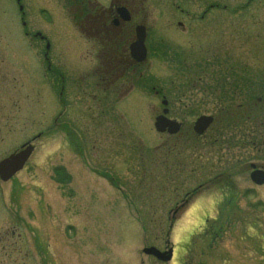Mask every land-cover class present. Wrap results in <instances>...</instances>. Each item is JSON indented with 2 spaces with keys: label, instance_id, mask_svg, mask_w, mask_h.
Masks as SVG:
<instances>
[{
  "label": "rangeland",
  "instance_id": "obj_1",
  "mask_svg": "<svg viewBox=\"0 0 264 264\" xmlns=\"http://www.w3.org/2000/svg\"><path fill=\"white\" fill-rule=\"evenodd\" d=\"M91 1L100 19L112 2L131 8L130 44L147 28L148 60L117 93L98 85L106 47L75 26L73 0H21L24 16L0 0V162L39 137L25 169L0 180V264H164L143 250L171 245L166 264H264V186L250 180L264 168V105L216 145L192 130L248 100L222 95L215 75L264 99V0ZM204 50L207 79L188 90ZM174 53L189 55L186 71ZM165 108L184 124L176 137L155 130ZM164 146L180 156L161 159Z\"/></svg>",
  "mask_w": 264,
  "mask_h": 264
},
{
  "label": "flooded vegetation",
  "instance_id": "obj_2",
  "mask_svg": "<svg viewBox=\"0 0 264 264\" xmlns=\"http://www.w3.org/2000/svg\"><path fill=\"white\" fill-rule=\"evenodd\" d=\"M15 2L16 5H18V9L19 12L21 13L22 16H24V8L23 11L20 10V6H21V0H13ZM70 2H72V0H69ZM112 2V0H111ZM69 5H71L70 8H75V17H74V23L75 26L77 27V11L79 12V23L83 25V29H85L84 25L86 24V26H92L91 27V31H93L92 34V38L95 42H101L102 45L105 44L106 47V59H104V63L103 66H101V71H97V73L99 72V79L100 81L98 82L101 85H105L106 89L111 91L114 90L115 93H117L120 90H123L125 88V86L127 84H130L128 77H130V71L131 73L135 74L138 70L139 67H141V64H137L135 61L132 60L131 55H130V51H129V41L131 40L130 37L128 36V29H127V24L124 23L120 17L117 18L116 12H115V8H111L113 7V2L111 3V7H110V11H109V16L108 18H102L100 19V21L94 20L96 19L94 17L93 12H95L97 10V5H93V2L91 0H83L80 1L78 6H77V0H73L72 3H67ZM126 6H122L124 8H126L130 14L132 13L131 8L125 4ZM218 7V5H217ZM93 9V12L91 11V9ZM210 8H207V11H209ZM206 12L203 13L202 15V19H205L206 16ZM132 15V14H131ZM117 21H114L113 20ZM111 20H113L111 22ZM92 23H89V22ZM111 22V23H109ZM114 22V23H113ZM23 26L26 27L25 23L22 22ZM180 26H183L182 24H179ZM39 33H36L35 37L39 38L41 41H46L47 40H42V38L44 36H38ZM135 39V37H134ZM134 41V40H133ZM200 51H193V54L195 55L194 58H197L198 62H196L197 64L194 66H190L187 67V74H188V82L186 83L187 89L189 90L190 87H194L197 88L199 87V85L203 84L204 80L207 79L206 77V66H205V62H204V56L206 55L205 50L204 52H202V57L199 55ZM192 55V54H191ZM190 57L188 55L187 57V63H189L190 61ZM99 61H101V58L99 57ZM190 64V63H189ZM189 66V65H187ZM103 75V76H102ZM125 78L127 79V81L125 80ZM133 79V78H132ZM125 80V81H124ZM133 82V80L131 81ZM152 91H155V94L160 96L162 95L160 91L157 90V88L152 87L151 88ZM183 90V89H182ZM193 90V89H192ZM113 92V93H114ZM123 95V94H122ZM121 95V96H122ZM165 98V97H163ZM248 103V100L246 98L245 100ZM264 105V101L260 100L258 102L255 103H250V108H248L251 113L250 115H244V117L248 118V122L250 121L251 124L255 123L257 121V112L261 111L260 108H263ZM241 105H239L237 107V109H240ZM226 111V110H225ZM246 111V110H244ZM246 114V113H245ZM222 117H226V115H224V113L222 114ZM245 118V120H246ZM214 120H217V117L214 116ZM247 121V120H246ZM182 128L184 127V124L182 123ZM183 131V129L181 130ZM185 132V131H184ZM182 133V132H181ZM209 132H207L205 135L201 136V137H197L196 139H202L204 138ZM253 135V133H252ZM176 137V136H175ZM175 149L169 148L167 146H164L163 148H161V156L164 155L166 158L168 155L174 154L175 152L172 153V151H174ZM177 154V155H176ZM180 153H175V156H180ZM252 167V166H251ZM257 169H262L264 170V168H260L257 167ZM218 179V178H217Z\"/></svg>",
  "mask_w": 264,
  "mask_h": 264
},
{
  "label": "water",
  "instance_id": "obj_3",
  "mask_svg": "<svg viewBox=\"0 0 264 264\" xmlns=\"http://www.w3.org/2000/svg\"><path fill=\"white\" fill-rule=\"evenodd\" d=\"M128 18V17H125ZM129 19H127L128 21ZM137 42H135L131 46V55L132 57L139 63H142L147 58V50L145 47V39H146V31L145 28L139 27L137 29ZM50 46L48 45L47 49H49ZM167 104L166 102L164 103ZM165 114H167V111H165ZM213 123V118L211 117H201L198 119V121L195 124V132L198 135H203L208 128ZM156 130L158 132H165L167 129H169V133L174 135L177 134L180 131L181 126L176 122H170L167 121L165 117H159L156 120L155 124ZM35 148L31 145L25 147L22 151L19 153L12 155L10 158L4 160L0 163V179L7 183L9 182L17 173L22 171L27 164V162L30 160ZM253 168H255L253 166ZM251 179L256 184L262 186L264 185V173L261 171H255L251 175ZM144 253L148 256H154L158 260L162 262H170L173 258V250L171 249L168 252L161 253L156 248H147L144 250Z\"/></svg>",
  "mask_w": 264,
  "mask_h": 264
},
{
  "label": "trees",
  "instance_id": "obj_4",
  "mask_svg": "<svg viewBox=\"0 0 264 264\" xmlns=\"http://www.w3.org/2000/svg\"><path fill=\"white\" fill-rule=\"evenodd\" d=\"M78 20V19H77ZM89 23H92L91 21ZM92 26H88V31H90ZM179 66L184 68L185 64H181L179 63ZM223 72L220 74V77L222 76ZM218 75H215V78L218 82V84L222 87L223 91H222V95L227 96V98H234V95H237V93H243L244 90H247V97H248V103H244L241 105L240 109H235L231 106L220 109L219 111V115L217 116V120L215 122V126L216 124L219 125L218 128H216L214 125L211 128V131H213V136L212 138L215 139L214 143L212 145H216V143L218 140L221 141V131L224 130L227 127H231L233 126L236 122H240L241 120H245L246 117H244V115H250L251 111L248 109L250 108V103H254L255 99H253V92H254V88L252 85V82L249 80L247 82V80L243 79V87L241 88L240 85L237 83L235 85L230 86L229 90H225L224 88V83L225 82V78L218 80ZM214 80V79H213ZM187 83V82H186ZM260 88H264V86L260 87ZM214 90V89H211ZM227 91H229V93H227ZM229 104L232 105V102H230ZM226 110V111H225ZM246 110V111H244ZM224 113V115H226V117H222V114ZM246 113V114H245ZM247 122H248V118H246ZM225 127V128H224ZM230 144V143H229ZM57 172H60V170H57Z\"/></svg>",
  "mask_w": 264,
  "mask_h": 264
}]
</instances>
